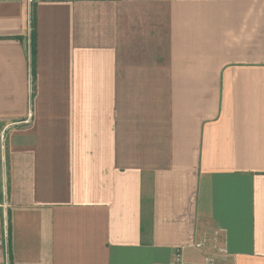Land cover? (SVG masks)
Returning <instances> with one entry per match:
<instances>
[{"label": "crops", "instance_id": "crops-1", "mask_svg": "<svg viewBox=\"0 0 264 264\" xmlns=\"http://www.w3.org/2000/svg\"><path fill=\"white\" fill-rule=\"evenodd\" d=\"M178 248L264 264V0H0V264Z\"/></svg>", "mask_w": 264, "mask_h": 264}, {"label": "built area", "instance_id": "built-area-1", "mask_svg": "<svg viewBox=\"0 0 264 264\" xmlns=\"http://www.w3.org/2000/svg\"><path fill=\"white\" fill-rule=\"evenodd\" d=\"M173 264H187L184 261L182 250L179 248L174 251Z\"/></svg>", "mask_w": 264, "mask_h": 264}, {"label": "trees", "instance_id": "trees-1", "mask_svg": "<svg viewBox=\"0 0 264 264\" xmlns=\"http://www.w3.org/2000/svg\"><path fill=\"white\" fill-rule=\"evenodd\" d=\"M31 35H32V37H33V29H32V31H31Z\"/></svg>", "mask_w": 264, "mask_h": 264}]
</instances>
